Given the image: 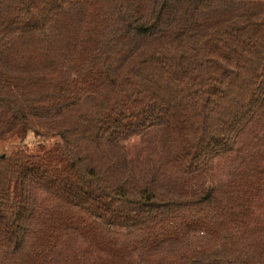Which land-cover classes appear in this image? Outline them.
I'll use <instances>...</instances> for the list:
<instances>
[{
  "label": "trees",
  "instance_id": "1",
  "mask_svg": "<svg viewBox=\"0 0 264 264\" xmlns=\"http://www.w3.org/2000/svg\"><path fill=\"white\" fill-rule=\"evenodd\" d=\"M30 132L0 264H264V0H0V143Z\"/></svg>",
  "mask_w": 264,
  "mask_h": 264
},
{
  "label": "rangeland",
  "instance_id": "2",
  "mask_svg": "<svg viewBox=\"0 0 264 264\" xmlns=\"http://www.w3.org/2000/svg\"><path fill=\"white\" fill-rule=\"evenodd\" d=\"M57 140L55 136L52 137H38L30 132L25 140L22 141L21 137L14 136L5 142L0 143V154L9 155L15 150L24 151L30 154H40L43 151L49 149L53 143ZM144 145V143H143ZM142 142L139 139H134L130 142V154L132 157L137 155V151H142ZM146 150V149H145ZM148 152V150H146ZM141 156V154H140ZM142 157V156H141ZM223 167H216L215 172L222 178L226 176V173L230 170L227 164H223Z\"/></svg>",
  "mask_w": 264,
  "mask_h": 264
},
{
  "label": "water",
  "instance_id": "3",
  "mask_svg": "<svg viewBox=\"0 0 264 264\" xmlns=\"http://www.w3.org/2000/svg\"><path fill=\"white\" fill-rule=\"evenodd\" d=\"M4 156H5L4 154H0V158H1V157H4Z\"/></svg>",
  "mask_w": 264,
  "mask_h": 264
}]
</instances>
